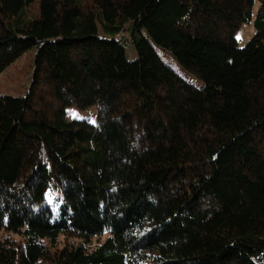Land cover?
Segmentation results:
<instances>
[{
	"label": "trees",
	"instance_id": "16d2710c",
	"mask_svg": "<svg viewBox=\"0 0 264 264\" xmlns=\"http://www.w3.org/2000/svg\"><path fill=\"white\" fill-rule=\"evenodd\" d=\"M31 49L0 264H264V0H0V75Z\"/></svg>",
	"mask_w": 264,
	"mask_h": 264
},
{
	"label": "rangeland",
	"instance_id": "374dc122",
	"mask_svg": "<svg viewBox=\"0 0 264 264\" xmlns=\"http://www.w3.org/2000/svg\"><path fill=\"white\" fill-rule=\"evenodd\" d=\"M259 6V3L256 1L253 15ZM255 33L253 22L249 24L243 25L239 32L236 34V40L239 47L244 46L247 41H249ZM158 55L161 57L163 62H165L168 66H170L173 70L177 73L182 75L187 81L192 83L196 87H201L202 83L192 77L189 74L183 72L181 67L175 61V59L166 51L156 48ZM36 51L35 49H31L27 51L22 57L16 60L13 64L7 67L0 75V96H12V97H22L24 96L31 83H32V76L34 70V59H35ZM128 58L134 59L135 53L130 54L128 51ZM75 114V115H73ZM69 116L77 118V119H88L93 121L95 119V109L91 108L86 111L81 110H72L70 111ZM54 196L49 198V201L53 203ZM55 210H57V205L52 204ZM14 240H18L17 236L11 237ZM105 237H101L100 239H93L92 245H96L99 241L104 240ZM65 241L64 237L60 238V246H62L63 242ZM73 240H70L72 242Z\"/></svg>",
	"mask_w": 264,
	"mask_h": 264
},
{
	"label": "snow or ice",
	"instance_id": "6c2138e0",
	"mask_svg": "<svg viewBox=\"0 0 264 264\" xmlns=\"http://www.w3.org/2000/svg\"><path fill=\"white\" fill-rule=\"evenodd\" d=\"M73 115H75V114H73ZM78 118V117H77Z\"/></svg>",
	"mask_w": 264,
	"mask_h": 264
}]
</instances>
